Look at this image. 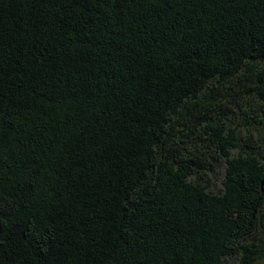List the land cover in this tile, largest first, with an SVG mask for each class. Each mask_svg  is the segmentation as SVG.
Masks as SVG:
<instances>
[{"label":"trees","instance_id":"obj_1","mask_svg":"<svg viewBox=\"0 0 264 264\" xmlns=\"http://www.w3.org/2000/svg\"><path fill=\"white\" fill-rule=\"evenodd\" d=\"M264 0H0V264H260Z\"/></svg>","mask_w":264,"mask_h":264},{"label":"rangeland","instance_id":"obj_2","mask_svg":"<svg viewBox=\"0 0 264 264\" xmlns=\"http://www.w3.org/2000/svg\"><path fill=\"white\" fill-rule=\"evenodd\" d=\"M260 264H264V260Z\"/></svg>","mask_w":264,"mask_h":264}]
</instances>
